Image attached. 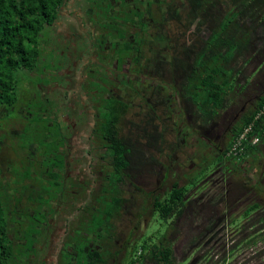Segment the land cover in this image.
<instances>
[{
	"label": "flooded vegetation",
	"instance_id": "flooded-vegetation-1",
	"mask_svg": "<svg viewBox=\"0 0 264 264\" xmlns=\"http://www.w3.org/2000/svg\"><path fill=\"white\" fill-rule=\"evenodd\" d=\"M75 2L84 8L88 21L80 22L79 33L64 28L62 34L52 36L54 21L45 41L50 45L44 50L45 56L39 58L47 68L19 75V80L31 79L19 82L21 98L16 110L20 115L0 122V188L10 192L5 207L13 214L10 211L8 215V236L30 257L28 264L47 263L55 235L59 242L57 258L63 250H73L72 244L100 250L96 233L85 229L92 213L99 209L103 194L108 195L106 175L111 167L102 154L97 129L105 117L106 98L128 103L127 112L117 123L122 135L133 138L127 124H132L129 113L132 115L134 108H147L150 111L146 112L152 113L160 108L161 126L165 128L170 121L177 129L175 136L182 135L180 144L187 137L191 142L194 139L197 150H204L205 155L200 156L208 161L207 154H212L213 165H217L227 156L224 150L242 115L263 94L248 96L236 112L227 106L220 122L198 123L193 103L178 93L182 73L172 60L182 58V47L175 30H171L177 20L172 15L173 11L177 14L175 8L165 4V21L154 14L160 0H125L121 7L118 0ZM125 40L132 45L123 48ZM157 46L159 54L154 50ZM39 77V82L32 81ZM198 130L201 134L197 135ZM198 136L202 138L198 140ZM258 148L259 152L245 161L243 171L253 174L254 185L264 186V143L260 142ZM223 167L224 183L229 185L234 170L228 161ZM122 186L121 195L133 183ZM32 238L31 247H25ZM114 238L109 233L104 241ZM109 250L108 259L115 260L117 249Z\"/></svg>",
	"mask_w": 264,
	"mask_h": 264
},
{
	"label": "trees",
	"instance_id": "trees-1",
	"mask_svg": "<svg viewBox=\"0 0 264 264\" xmlns=\"http://www.w3.org/2000/svg\"><path fill=\"white\" fill-rule=\"evenodd\" d=\"M217 1L187 0V18L194 20L204 15V23L209 24L210 33L198 41L189 42L182 48V58L172 60L182 70L178 93L193 103L196 120L204 125L216 121L236 92L247 86V81L252 78L246 74L249 62L254 53L264 52V0H227L223 2L225 8L222 16L216 17L208 12L203 14ZM249 1L252 8L247 6ZM63 3L64 0H0V122L20 115L16 110L21 98L19 75L36 68L42 70L41 65L44 64L39 58L46 54L44 43L48 28L56 20ZM248 8L254 10L257 16L244 27L240 17ZM172 15L178 19L175 11ZM126 41L123 48L132 45ZM105 101V117L97 129L101 135L102 154L111 167L106 175L108 195L103 194L99 209L92 213L85 229L96 233V239L101 241L100 250L72 244L71 248L76 254H72L73 250H63L57 264H107L110 247L103 243L104 237L116 233L113 219L120 213L125 201L120 188L128 181L133 183L135 195L141 199L140 208L145 212L151 209V214H156L164 222V231L134 240L131 250L122 259L123 264H264V186L254 185L253 174L248 170L243 171L245 161L258 153L259 143L264 142V111L253 120L264 105V92L260 100L242 115L240 125L236 126L224 153L227 155L234 138L252 120L249 137L257 135L258 142L246 144L237 155H224L225 158L219 159L217 165H213L212 154H207L208 161L201 157L195 168L190 169L186 183L179 185L175 181L161 195H155L154 191L145 192L133 182L145 165L158 163L159 160L136 137L130 138L120 133L117 123L127 112L128 103L111 97ZM163 133L156 125L153 130L145 128L144 131L145 135L154 139L157 151L163 150ZM196 133L199 134L200 130ZM200 137L197 139L200 140ZM201 152L200 149L198 154L202 155ZM226 161L234 170L230 172L229 185L224 183L223 163ZM209 163L212 166L206 170ZM197 173L200 174L199 179H195ZM232 175L236 177L234 182ZM203 179L211 182L212 187L204 191L202 188L196 196H190L188 188L196 186ZM1 186L3 184L0 183ZM9 193L0 188V264H28V255L18 249L8 236L10 211L13 216L12 210L5 207V203L11 199ZM245 194H250L246 198L251 201L243 198ZM229 196L234 197L232 201H229ZM200 200H204L205 204H201L203 201L198 203ZM243 201L246 205L237 210L241 206L239 202L243 204ZM185 227H190L195 233L188 235L180 250L186 260L178 262L175 244H178ZM170 229L172 233L168 234ZM33 242V238L30 239L25 247H31Z\"/></svg>",
	"mask_w": 264,
	"mask_h": 264
},
{
	"label": "rangeland",
	"instance_id": "rangeland-1",
	"mask_svg": "<svg viewBox=\"0 0 264 264\" xmlns=\"http://www.w3.org/2000/svg\"><path fill=\"white\" fill-rule=\"evenodd\" d=\"M75 1L77 0L66 1V5L59 10L58 16L51 29L52 36L54 33L62 34L64 28L73 29L79 33L80 27L78 25L80 22H83L84 20L88 21L87 17L84 15V8L81 5H77ZM224 1L226 2L227 0H219L214 2L211 8L203 11V14L208 12L209 15L210 13H213L216 17L222 16V14H224L225 8V6H223ZM124 3L125 0H118L117 5L121 7L124 5ZM165 4L171 5L177 10L178 19L173 22V28L171 30H175L182 48L192 40L198 41L200 37H206L210 33L207 27L209 24L206 22L204 23V15H199V17L194 20H189L187 18V13L189 12L187 0H160L157 9H155L156 11H154V14H159L161 17L163 16V19L166 21L167 17L165 12ZM247 6L252 8L250 1L248 2ZM78 7L80 8L79 12L77 13L75 10L78 9ZM249 8L247 9L248 11L244 9L243 14L240 17L244 27L252 22L255 19L254 17L257 16L256 12L252 9L250 10ZM169 33L174 34V32ZM161 40L162 39H160V44ZM45 44L46 45H44V48H46L47 45H50L49 42ZM158 48L159 46L154 47V50L157 51V54L160 52ZM263 53H254L253 57L251 58L246 74H248L249 77L252 76V78L251 80L249 78L250 81H247V86L244 89H240L236 92V96L233 97V100L228 105V107H230V111L236 112L242 106L244 100L247 99L248 96L252 97L256 94H260L262 91L264 92V65L261 67L262 61L264 59ZM50 55L52 56L55 54L54 52H51ZM78 62L77 68L79 67ZM47 66L48 64L41 65V68H47ZM50 66L52 67V65ZM54 67H56V65H54ZM256 70L257 72L253 73ZM40 71L42 70L40 69ZM179 73H182V70H180ZM40 79L42 78H35L32 79V81L39 82ZM241 79L245 81L243 77H241ZM28 81H31V79L19 80L20 83H26ZM136 100L137 99H135V101ZM227 108L220 111L216 121L220 122L222 120V114L225 110H227ZM146 111H150V109L146 108L144 111H140L138 107L134 108L132 110V115L129 113V120H133L132 124L128 123L127 125L132 128L131 134L133 137H136L139 141H141L149 153L154 154L155 159L159 160V162L145 165L136 175L133 182L134 184L141 187L145 192L154 191L155 195H161L162 193L166 192L175 181L178 182L179 185L186 183V176H188L190 173V169L192 167L195 168L197 160L201 158V156L198 154L200 149L198 148L197 150L196 142L193 143L195 140L193 139L191 142V139L188 137L186 138V141L183 145L180 144L179 139L182 138V135L179 134L175 136L177 129H174V127L170 125V121L167 122L165 128H163V125L161 126V116L159 115H162V113L160 108L159 110L156 109V111H154L155 116L152 112ZM155 125L157 126L158 130L164 131L163 134L165 143L163 144L164 147L162 148V151H157L154 139L144 134L145 128L148 130H153ZM196 134L198 135V133ZM79 137H82V134H80ZM138 137H140V139ZM201 154L205 155L204 150L201 152ZM211 166L212 164L209 163L206 170H209ZM196 177L197 178L195 179H199L200 174L197 173ZM262 177H264V172ZM233 178L234 179H232V182L236 180V177L233 176ZM239 179L242 181L241 177ZM206 180L207 179H203L199 181L196 186L193 185L189 187V195L196 196L202 188V191H204L207 190L206 188L212 187L211 182H206ZM134 190V186H131L122 192L121 196L125 198V201L121 207L120 213L113 219L114 228L116 230L114 238L115 241L112 240L108 243H105L106 241L103 242L104 244H107V246L109 245L110 249H117L115 260L108 259L107 264H123L122 259H124L125 256H127L129 250H131V245L134 240H142L145 239L148 234L154 233V235H158L164 231V222L160 221L156 214H151V209L148 208L145 212L140 208V204H142V202L141 199L135 195ZM131 194H133L132 197ZM249 195L245 194L243 198H246ZM233 198L234 197L229 196V201H232ZM247 200L251 201L250 199ZM198 203L205 204V201L200 200ZM239 204L241 206H239L237 210L243 208L246 205V202L243 201V204L242 202H239ZM171 233L172 229L168 231V234ZM194 233L195 231L191 230L190 227H185L184 232L182 231V234L178 239V244H175L177 249L175 254L176 261L180 262L183 260L184 262V260H186V256H184L180 250L183 249L182 246L186 243V238L188 235H192ZM216 236H219V234L214 236L213 241L217 238ZM56 238L58 237L55 235L53 237L54 241H52V253L48 252L46 255V264H56V254L59 249V242L56 240Z\"/></svg>",
	"mask_w": 264,
	"mask_h": 264
},
{
	"label": "built area",
	"instance_id": "built-area-1",
	"mask_svg": "<svg viewBox=\"0 0 264 264\" xmlns=\"http://www.w3.org/2000/svg\"><path fill=\"white\" fill-rule=\"evenodd\" d=\"M264 111V105L261 107L259 111L254 116V119H257L260 116V113ZM253 120L250 121L246 126H244L243 130L234 138L232 144L229 146L227 155L234 156L237 155L238 152L242 151L246 144H256L258 142V136L252 135L249 137V134L252 132L253 128Z\"/></svg>",
	"mask_w": 264,
	"mask_h": 264
}]
</instances>
